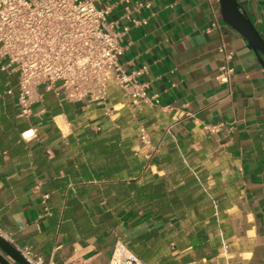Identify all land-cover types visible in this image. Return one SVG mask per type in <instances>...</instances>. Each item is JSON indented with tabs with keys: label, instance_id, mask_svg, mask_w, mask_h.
I'll list each match as a JSON object with an SVG mask.
<instances>
[{
	"label": "crops",
	"instance_id": "0c3cea01",
	"mask_svg": "<svg viewBox=\"0 0 264 264\" xmlns=\"http://www.w3.org/2000/svg\"><path fill=\"white\" fill-rule=\"evenodd\" d=\"M237 1L264 38V0ZM110 20L156 100L44 93L28 119L0 67V235L42 264H110L118 240L141 264H264L263 56L220 0H125Z\"/></svg>",
	"mask_w": 264,
	"mask_h": 264
},
{
	"label": "built area",
	"instance_id": "2783aa9c",
	"mask_svg": "<svg viewBox=\"0 0 264 264\" xmlns=\"http://www.w3.org/2000/svg\"><path fill=\"white\" fill-rule=\"evenodd\" d=\"M125 0H0V67L18 76L19 117L30 119L44 93L61 102L105 103L118 87L135 103L156 100L141 71L128 73L121 62L130 27L111 21ZM142 5H139V7ZM224 64L217 80L230 83L235 72L234 51L219 48ZM211 133L221 126H205ZM143 140H146L145 131ZM32 264L29 252L22 253ZM141 264L128 245L118 240L110 264Z\"/></svg>",
	"mask_w": 264,
	"mask_h": 264
},
{
	"label": "water",
	"instance_id": "95a60500",
	"mask_svg": "<svg viewBox=\"0 0 264 264\" xmlns=\"http://www.w3.org/2000/svg\"><path fill=\"white\" fill-rule=\"evenodd\" d=\"M224 20L237 31L249 47L264 58V38L251 19L240 8L237 0H220ZM14 262V263H13ZM1 264H32L11 242L0 235Z\"/></svg>",
	"mask_w": 264,
	"mask_h": 264
},
{
	"label": "bare ground",
	"instance_id": "6f19581e",
	"mask_svg": "<svg viewBox=\"0 0 264 264\" xmlns=\"http://www.w3.org/2000/svg\"><path fill=\"white\" fill-rule=\"evenodd\" d=\"M129 254H125L123 259H121L120 264H129V262H127V259H129Z\"/></svg>",
	"mask_w": 264,
	"mask_h": 264
}]
</instances>
